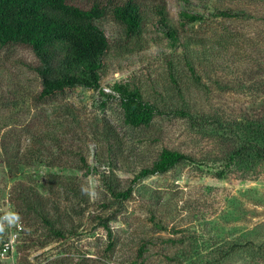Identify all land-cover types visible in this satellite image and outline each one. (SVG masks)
Returning <instances> with one entry per match:
<instances>
[{"label":"rangeland","instance_id":"rangeland-1","mask_svg":"<svg viewBox=\"0 0 264 264\" xmlns=\"http://www.w3.org/2000/svg\"><path fill=\"white\" fill-rule=\"evenodd\" d=\"M91 1L77 0L82 5ZM138 1L145 17L138 37L127 39L123 26L110 14L98 22L110 39L101 86L114 97L106 99L97 89L81 87L56 93L43 106L54 114L66 116L67 111L71 114L74 125L81 130L75 141L69 137L56 139L52 163L10 166L0 160V217L8 218V228H17V224L22 228L14 250L1 260L2 264H20L23 258L30 264H83L87 262L85 258L97 264L98 257L107 258L106 264H264V181L242 184L231 176L218 177L220 163L216 160L237 148L239 141L209 121V115L218 109L230 112L231 117L264 116L261 92L244 91L245 86L263 80L258 60L264 61V0ZM160 4L169 23L194 41L203 42L207 53L215 51V40L225 35L230 40L242 41L246 45L242 57L251 56L257 62L238 58L233 76L219 71L220 60L213 59L212 75L210 61L198 62L196 73L201 79L198 83L179 60L176 78L185 93L183 102L199 113L194 114L193 121L172 113L159 115L149 126L133 128L123 122L119 100L110 89L114 82L138 83L143 94L157 103L181 102L176 95L167 97L172 94V85L163 54L171 48L156 28ZM219 10L244 11L250 17H216L214 14ZM182 11L201 14L203 20L184 27ZM36 60L32 51L21 45L0 46V79L3 78L4 90L18 84L25 93L36 92L40 80L28 68ZM204 69L208 74H204ZM204 84L209 89H204ZM15 117L20 124L29 118L25 111ZM107 141L112 146L113 174L101 163L106 160ZM163 147L183 151L194 159L211 153L216 156L205 164L183 163L166 173L140 179L129 199L113 202L103 180L110 174L115 186L124 189L135 172L151 166ZM80 157L98 166V171L86 172ZM47 174L53 176L42 178ZM27 179L41 181L44 188L47 184L58 191L66 188V197L59 196V202L56 199L49 203V217L56 228L65 233L78 228L83 231L81 236H68L62 242L42 223L31 221L16 208L9 198L11 185ZM65 182H70L78 192L65 187ZM102 201L114 203L112 206L117 210L110 221L115 240L110 253L105 252V232L96 216H109L112 209H102L99 205ZM205 205L213 206L201 215L198 206ZM151 213L162 225H167L165 229H156ZM27 228L35 229L33 237L29 238ZM143 242L146 247L139 255Z\"/></svg>","mask_w":264,"mask_h":264},{"label":"trees","instance_id":"trees-1","mask_svg":"<svg viewBox=\"0 0 264 264\" xmlns=\"http://www.w3.org/2000/svg\"><path fill=\"white\" fill-rule=\"evenodd\" d=\"M107 14L123 26L127 39L138 37L144 27V10L138 0H122L117 3H113L112 0H92L88 5H82L77 0H0V46L21 45L30 49L37 60L29 63L28 68L40 80V88L36 92L25 93L18 84L9 85L10 88L4 90L1 82L3 78L0 79V160L2 162L10 166H30L32 162L52 163V149L56 139L63 140L69 137L75 141L81 130L74 125L71 114L67 111L66 116H61L43 106V102L56 93L81 87L97 89L106 99L114 97L106 94L101 86L105 58L110 50V39L98 22ZM157 14L156 28L165 40L166 46L171 48L169 53L163 54L164 66L169 83L172 85L170 87L172 94L167 97L173 98L176 95L181 102L171 104L169 102L172 100L168 99L169 102L157 103L156 100L143 94L138 83L114 82L110 89L119 100L123 122L133 128L149 126L159 115L172 113L193 121L194 114L199 113L194 112L188 106V102L186 105L183 102L185 93L176 78L179 60L183 62V66L195 81L200 83V76L196 73L198 62L210 61L212 75L213 59L220 60L217 64L219 71L233 76L236 73L235 63L238 58L241 60L252 58L247 55L246 58L242 57V49L246 46L242 41L230 40L231 37L225 35L215 40L214 45L217 47L215 51L207 53L203 42L200 44L194 41L191 36L181 33L169 23L167 13L161 4L157 6ZM214 15L230 19L250 17L244 11L230 10H219ZM181 16L185 19L182 24L184 27L187 23L203 20L201 14L191 11H182ZM253 47L256 49V44ZM258 63L263 80L245 86L244 91L258 90L264 96V61L258 60ZM204 74L208 72L205 70ZM203 87L209 89L206 84ZM22 111H25L29 118L20 124L15 114ZM229 113L218 109L214 114L209 115L210 122L223 132L232 134L239 141L237 148L221 160H216L220 163L217 175L219 178L231 176L242 184L263 182L264 118L262 117L264 116L249 119L241 116L231 117ZM21 136H24V139ZM106 146V160L101 163L113 174L111 142L107 141ZM215 156V153H211L201 159H194L183 151L163 147L151 166L142 167L135 172L124 189L115 186L110 174L103 181L113 202H122L132 196L134 186L140 179L166 173L183 163L205 164L212 161ZM80 161L86 172L98 171V166L90 164L85 157H80ZM51 176L53 175L47 174L42 178ZM41 183L30 179L16 180L9 191L11 202L21 213H25L28 219L32 218L31 221L42 223L51 235L62 242L66 241L68 236H81L83 231H79L78 228H70L67 233L56 228L49 217V203L56 199L59 202V196L66 197V188L58 191L50 184L44 188ZM63 185L78 192L70 182H65ZM113 204L100 202L102 209H112V212L109 216H96L105 232L106 253L112 252L115 247L113 229L110 227V221L117 213ZM212 206H198L201 215L206 209L211 210ZM151 217V222L157 230L165 229L167 225H162L161 221L155 218L154 213H151ZM87 219L90 223L91 219ZM27 230L29 238L33 237L35 229L27 228ZM145 247L146 244L143 242L138 250L139 255L144 252ZM102 255L106 256V254ZM98 258L97 264H106L107 258ZM27 261L23 258L20 264H30ZM85 261L83 264H94L91 260L88 262L86 258Z\"/></svg>","mask_w":264,"mask_h":264},{"label":"built area","instance_id":"built-area-1","mask_svg":"<svg viewBox=\"0 0 264 264\" xmlns=\"http://www.w3.org/2000/svg\"><path fill=\"white\" fill-rule=\"evenodd\" d=\"M8 221L5 215L0 217V261L14 250L18 232L22 229L20 224H17V228H8Z\"/></svg>","mask_w":264,"mask_h":264}]
</instances>
